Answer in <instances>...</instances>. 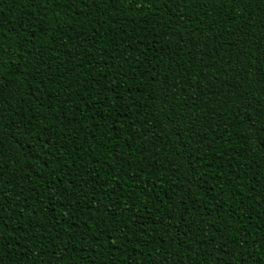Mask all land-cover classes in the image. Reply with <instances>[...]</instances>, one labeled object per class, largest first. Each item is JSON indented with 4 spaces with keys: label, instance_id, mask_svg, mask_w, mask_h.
Here are the masks:
<instances>
[{
    "label": "trees",
    "instance_id": "trees-1",
    "mask_svg": "<svg viewBox=\"0 0 264 264\" xmlns=\"http://www.w3.org/2000/svg\"><path fill=\"white\" fill-rule=\"evenodd\" d=\"M0 264H264V0H0Z\"/></svg>",
    "mask_w": 264,
    "mask_h": 264
},
{
    "label": "snow or ice",
    "instance_id": "snow-or-ice-1",
    "mask_svg": "<svg viewBox=\"0 0 264 264\" xmlns=\"http://www.w3.org/2000/svg\"><path fill=\"white\" fill-rule=\"evenodd\" d=\"M0 167H2V165H0Z\"/></svg>",
    "mask_w": 264,
    "mask_h": 264
}]
</instances>
